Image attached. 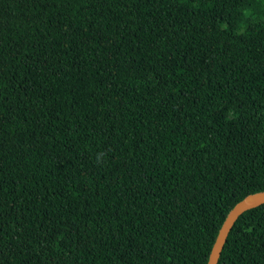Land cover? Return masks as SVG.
<instances>
[{"label":"trees","instance_id":"trees-1","mask_svg":"<svg viewBox=\"0 0 264 264\" xmlns=\"http://www.w3.org/2000/svg\"><path fill=\"white\" fill-rule=\"evenodd\" d=\"M262 190L264 0H0V264H207Z\"/></svg>","mask_w":264,"mask_h":264},{"label":"water","instance_id":"water-1","mask_svg":"<svg viewBox=\"0 0 264 264\" xmlns=\"http://www.w3.org/2000/svg\"><path fill=\"white\" fill-rule=\"evenodd\" d=\"M262 203H264V190L248 194L243 200L237 202L231 208L217 232L209 253L207 264H217L227 235L238 216L244 211L256 207Z\"/></svg>","mask_w":264,"mask_h":264},{"label":"rangeland","instance_id":"rangeland-1","mask_svg":"<svg viewBox=\"0 0 264 264\" xmlns=\"http://www.w3.org/2000/svg\"><path fill=\"white\" fill-rule=\"evenodd\" d=\"M238 25L240 24V22L237 23Z\"/></svg>","mask_w":264,"mask_h":264}]
</instances>
